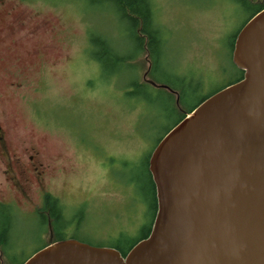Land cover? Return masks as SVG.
<instances>
[{
    "label": "rangeland",
    "instance_id": "1",
    "mask_svg": "<svg viewBox=\"0 0 264 264\" xmlns=\"http://www.w3.org/2000/svg\"><path fill=\"white\" fill-rule=\"evenodd\" d=\"M251 1L242 6L238 0H151L154 23L165 40L164 62H158L155 76L144 50L129 61L134 78L147 86L142 93L129 90L128 72L105 76L97 58L103 56L102 37L125 54L135 52L114 2H19L17 14L27 15L28 28H39L17 49L39 54L26 71L25 99L10 105L6 117L15 142L35 144L50 164L43 191L58 199L65 217L79 219L76 228L64 231L67 238L76 232L94 246L121 236L126 243L149 227L148 186L142 178L139 191L131 178L144 175L147 157L180 116L237 78L232 37L257 3H264ZM10 188L0 193V202L12 207L14 244L10 260L0 248V264L25 261L53 241L50 219L44 223L39 215L40 190L31 186L26 201Z\"/></svg>",
    "mask_w": 264,
    "mask_h": 264
},
{
    "label": "water",
    "instance_id": "2",
    "mask_svg": "<svg viewBox=\"0 0 264 264\" xmlns=\"http://www.w3.org/2000/svg\"><path fill=\"white\" fill-rule=\"evenodd\" d=\"M242 72L202 100L147 160L156 211L125 256L73 238L22 264H264V8L235 35Z\"/></svg>",
    "mask_w": 264,
    "mask_h": 264
},
{
    "label": "flooded vegetation",
    "instance_id": "3",
    "mask_svg": "<svg viewBox=\"0 0 264 264\" xmlns=\"http://www.w3.org/2000/svg\"><path fill=\"white\" fill-rule=\"evenodd\" d=\"M20 1L26 0H0V193L8 191L11 187L24 200L30 201L31 186H36L40 190L42 206L45 196L50 195L57 201L61 210L60 219L69 227L76 228L78 225L76 221L79 219L70 220L65 217L58 199L42 189L51 170L50 164L43 159L42 151L33 143L15 142L6 117L11 110L10 105L22 98L25 99L23 90L27 86L26 71L39 54L38 50L17 49L19 45H23L24 48V42L34 36L39 28L37 25L28 28L27 15L17 14ZM39 23L43 26L45 20ZM0 205L10 206L3 202H0ZM152 220L153 216L151 223Z\"/></svg>",
    "mask_w": 264,
    "mask_h": 264
},
{
    "label": "trees",
    "instance_id": "4",
    "mask_svg": "<svg viewBox=\"0 0 264 264\" xmlns=\"http://www.w3.org/2000/svg\"><path fill=\"white\" fill-rule=\"evenodd\" d=\"M92 1H95V0H92ZM109 1H112L115 3V5L117 6V9L121 12V17L123 21H125V23L128 24L129 34H130L132 43L134 44L135 52L130 53V54H125L126 51L121 52L119 49H117L114 46L112 40H110L108 37H102V40L100 41V43L104 46L103 56L102 55L97 56V58H99L98 60L101 63L100 67L104 70L105 76H109L112 73L120 74V75L123 73V75H125V73L128 72L129 74H132L133 79L128 84L129 90L131 91V90L136 89L137 92L142 93V88H144V86L145 87L147 86L146 84L138 83L137 80L134 78V70L132 69V66L130 65L129 61L141 55L142 51L144 50L148 55L150 70L152 73L155 74V76H156L158 62H160V60L161 62L162 61L164 62L162 51L164 50L165 40L162 37L163 36L162 32L157 28V26L154 23L152 2L151 0H109ZM238 1L240 2L242 6H245L248 3L252 4L253 2L251 0H238ZM253 4H256V3H253ZM263 8H264V3H261V2L257 3V7L251 13L252 15L250 17H252L254 14H256L258 11H260ZM235 35L232 37V42L230 45V55H231L232 43L234 41ZM90 41L92 43H95L96 39L92 38L90 39ZM126 46H128L127 43H126ZM238 72H239L238 73L239 75L233 82H236L237 80L241 78L242 72L240 70H238ZM166 79L170 83V80L167 77ZM166 86L168 85L165 84L161 87L162 89L163 88L166 89L167 88ZM223 87H221L220 89H222ZM181 94H182V91L178 93V98H180ZM196 105L192 106L188 110V113L192 109H194ZM188 113H185L183 116H180V118L175 122V124L178 123L181 119H183L184 116ZM167 131H165V133ZM137 176L138 177L136 178H131V180L132 182L135 181L139 183V191H142V178L144 180V183L148 186L147 195H148V199H149L151 209H152V216L154 218V214L156 211V201H155L154 185L151 181L150 174L147 170V160H146V170L144 172V175L142 176V171H141L140 175H137ZM59 214H61V210L58 208L57 201L50 195H46L44 198L43 206L39 211V215H40V218L43 219L44 223H45V220L50 219V224H51L52 233H53L52 242L67 238L66 233H64V231L68 229V224L66 222L64 223L60 219ZM152 216H151V219H152ZM15 221L16 219L13 215L12 207L0 205V248H1L2 254L6 256L9 260H10V256H9L10 249L12 248L11 246H13L14 244L11 238L12 237L11 234L14 228ZM78 225H79V222H78ZM150 225L145 230V232L141 234V236H139L136 239H132L129 242L123 243L121 241L123 236H121L119 237L120 240H117L114 243H102L96 246H101V247L105 246V247L114 248L122 256H125L126 253L130 250V248L137 241L145 238L148 235L150 231ZM70 238L76 239L81 242L83 241L84 243L86 242L87 244L94 246V244H92L91 242L81 239L82 237L78 236L76 232L73 233ZM50 243L42 244L40 248ZM23 261L18 264H22Z\"/></svg>",
    "mask_w": 264,
    "mask_h": 264
},
{
    "label": "bare ground",
    "instance_id": "5",
    "mask_svg": "<svg viewBox=\"0 0 264 264\" xmlns=\"http://www.w3.org/2000/svg\"><path fill=\"white\" fill-rule=\"evenodd\" d=\"M230 59H231V55H230ZM232 65H233V64H232ZM234 67H235V66H234ZM152 84H153V83H152ZM219 90H220V89H219ZM219 90H217V91H219ZM217 91H214L213 93H215V92H217ZM213 93L207 95V97L210 96V95H212ZM203 100H204V99H203ZM197 105H198V104H197ZM197 105H196V106H197ZM196 106H195V107H196ZM192 110H193V109H192ZM192 110H191V111H192ZM191 111H190V112H191ZM190 112H189V113H190ZM186 115H187V114H186ZM184 117H185V116H184ZM163 136H164V135H163ZM163 136H162V137H163ZM160 139H161V138H160ZM160 139H159V140H160ZM156 144H157V143H156ZM148 157H149V156H148ZM147 160H148V159H147ZM150 178H151V177H150ZM154 193H155V192H154Z\"/></svg>",
    "mask_w": 264,
    "mask_h": 264
}]
</instances>
